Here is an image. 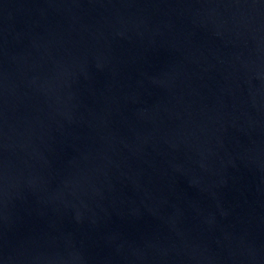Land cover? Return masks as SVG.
Returning a JSON list of instances; mask_svg holds the SVG:
<instances>
[{"label": "water", "instance_id": "95a60500", "mask_svg": "<svg viewBox=\"0 0 264 264\" xmlns=\"http://www.w3.org/2000/svg\"><path fill=\"white\" fill-rule=\"evenodd\" d=\"M0 264H264V0H0Z\"/></svg>", "mask_w": 264, "mask_h": 264}]
</instances>
